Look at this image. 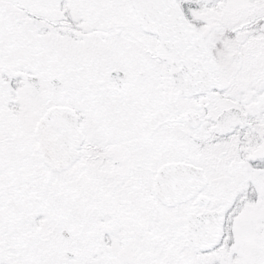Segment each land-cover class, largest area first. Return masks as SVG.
<instances>
[{
    "label": "snow or ice",
    "instance_id": "obj_1",
    "mask_svg": "<svg viewBox=\"0 0 264 264\" xmlns=\"http://www.w3.org/2000/svg\"><path fill=\"white\" fill-rule=\"evenodd\" d=\"M0 264H264V0H0Z\"/></svg>",
    "mask_w": 264,
    "mask_h": 264
}]
</instances>
